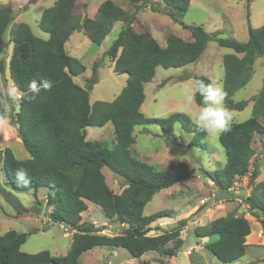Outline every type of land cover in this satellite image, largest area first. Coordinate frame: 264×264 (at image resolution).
<instances>
[{"label":"trees","instance_id":"trees-1","mask_svg":"<svg viewBox=\"0 0 264 264\" xmlns=\"http://www.w3.org/2000/svg\"><path fill=\"white\" fill-rule=\"evenodd\" d=\"M77 1L56 0L43 12L39 27L49 35L48 39L34 35L25 23L14 24L13 10L0 6V93L4 90L2 76L8 68L11 80L21 93V103L13 104V108L18 109L19 137L29 154L28 159L22 160L10 148L0 149V167L17 191L47 190L48 205L52 207L51 221L65 223L75 232L69 252L65 256H53L47 250L36 254L22 252L28 234L8 231L0 235V264H79L84 253L97 247L123 248L135 259L149 252L173 257L186 246L181 232L187 227L188 219L179 221L171 231L151 236L153 223L163 218H175L176 213L161 210L147 216L144 211L161 191L194 179L195 171L185 163L156 169L134 157L131 149L136 143V127L146 125H158L163 135L174 138L175 126L179 124L192 135L191 147L202 145L208 133L197 131L187 114L149 118L141 108L146 100L145 86L154 79L157 68H183L196 63L213 37L201 26L185 25L191 32V40L169 34L166 46L143 51L130 45L129 36L138 20V12L146 8L149 0H127L131 4H141L134 14L107 0L100 5L94 19L76 16ZM161 1L180 16L188 12L192 2ZM151 9L161 11L159 5L153 3ZM118 22H123L124 26L105 55L114 62L115 73L127 75L126 86L112 102L97 101L91 105L90 90L75 82V78L86 71V66L68 54L66 44L78 31L92 43L102 45ZM8 32L13 45L9 64L4 57ZM248 36L244 43L234 39L216 40L220 47L234 51L223 58V88L228 93L225 104L230 110L242 111L250 103L249 100L235 103L233 96L248 85L256 60L264 56V24L259 28L249 25ZM99 67L100 62H94L93 82ZM34 79L50 80L54 86L50 91L42 90L35 100L23 99L29 95L28 85ZM197 80L213 84L204 76ZM194 97L200 107L198 90ZM251 101L254 103L252 117L232 124L229 131L219 136L225 149V165L206 173L224 194L231 192L238 177L250 176L253 180L259 177V168L256 167L253 174L250 168L256 155L252 141L256 135H264V124L260 121L264 117V86ZM7 107L0 106V122L8 118ZM108 123L114 128V150L99 141L87 140L88 127H104ZM19 167L28 169L31 175L27 187L15 182L14 173ZM104 168L124 180L125 189L121 194H115L108 186ZM88 202L99 206L108 219H115L121 232L109 236L102 234V228L95 224L82 222ZM246 203L250 214L264 226V181L254 184ZM251 233V223L246 217L226 216L194 228L192 236L197 241L209 239L205 249L222 264H231L246 255L247 237Z\"/></svg>","mask_w":264,"mask_h":264},{"label":"rangeland","instance_id":"rangeland-1","mask_svg":"<svg viewBox=\"0 0 264 264\" xmlns=\"http://www.w3.org/2000/svg\"><path fill=\"white\" fill-rule=\"evenodd\" d=\"M55 1L0 0V6L13 10L16 17L14 24L25 23L31 27L34 35L48 39L49 35L42 31L39 22L43 12ZM105 1L107 0H78L74 13L82 19H94L100 5ZM111 1L129 14L136 13L141 5L131 4L127 0ZM152 3L159 5L161 11L152 10ZM145 6L146 8L138 12V20L129 36L130 45L137 49L142 48L145 51L155 46L164 47L169 34L191 40V32L185 25L201 26L213 37L199 61L183 68L159 67L154 79L145 86L146 100L141 111L146 117L158 119L167 118L174 113H185L194 121L200 107L195 101L189 104L186 98L197 92L198 77H207L213 84L223 86V58L234 53L232 49L220 47L216 42L217 38L246 42L249 37L248 26L259 28L264 24V0H192L184 16L165 7L161 0H149ZM123 26V22H118L102 45L92 43L83 33L76 34L66 44L68 54L86 66V71L75 82L90 90L91 105L97 101L112 102L126 86L127 75L115 73L114 62L105 55ZM9 37L8 32L4 43L7 64L12 56L13 46ZM96 61L100 62V67L93 82V64ZM9 84L14 82L6 70L2 76V86L5 89ZM263 86L264 56H261L255 62L251 81L233 96L235 103L243 100H249L250 103L242 111L228 109L233 117L231 125L252 117L254 103L251 100L261 92ZM19 95L21 97L20 92ZM7 112L8 118L0 122V149L10 148L18 159H27L29 154L19 137L16 116L18 109L9 104ZM260 121L264 124V117ZM134 136L136 143L131 152L139 160L159 170L185 163L195 171L194 179L161 191L144 211L147 216L161 210H173L176 213L175 218H163L153 223L149 233L151 236L171 231L179 221L188 219L187 227L181 232L182 239L187 241L186 246L173 257L149 252L140 259L132 258L123 248L97 247L84 253L79 264H222L205 249L209 239L197 241L192 232L196 227H204L211 221L226 216H244L251 223L252 233L247 244L248 249L239 264L264 262V226L250 214L246 203L254 184L264 181L263 134L256 135L252 141L256 155L250 169L253 174L258 167L259 177L255 180L250 176L238 177L229 194L221 193L206 174L222 168L226 163L225 149L219 141L220 134L208 133L202 145L194 147L190 146L192 135L186 133L179 124L175 126L174 138L163 135L158 125L138 126ZM87 140L99 141L109 150H114L113 125L108 123L104 127H88ZM103 174L110 189L115 194H121L125 189L124 180L108 168L103 169ZM47 195L48 191L44 189L37 192L15 190L0 167V235L11 230L28 234L27 241L21 248L24 253L36 254L47 250L53 256H65L71 248L75 232L65 223L51 221L49 214L52 207L48 205ZM82 222L95 224L102 228V234L109 236L121 232L118 222L108 219L104 211L91 202H88V210L82 213Z\"/></svg>","mask_w":264,"mask_h":264},{"label":"clouds","instance_id":"clouds-1","mask_svg":"<svg viewBox=\"0 0 264 264\" xmlns=\"http://www.w3.org/2000/svg\"><path fill=\"white\" fill-rule=\"evenodd\" d=\"M53 82L46 79L32 80L28 85V93L23 97L29 101L35 100L41 91H50L53 87ZM198 94L201 97L200 111L195 117L194 124L197 131L205 133L223 134L230 130L232 115L226 107L225 100L228 93L220 84H205L198 82ZM187 102L190 104L194 101V95L187 96ZM22 98L19 95V89L14 84H9L0 93V106L7 107L9 104L18 105ZM2 117V114H0ZM15 182L23 187H27L31 183V175L28 169L19 167L14 173Z\"/></svg>","mask_w":264,"mask_h":264},{"label":"crops","instance_id":"crops-1","mask_svg":"<svg viewBox=\"0 0 264 264\" xmlns=\"http://www.w3.org/2000/svg\"><path fill=\"white\" fill-rule=\"evenodd\" d=\"M55 3V2H54ZM53 6V5H52ZM78 33H82V32H75L73 35H72V37L70 38V40H69V42L71 41V39L76 35V34H78ZM13 47V46H12ZM8 64H9V62H8ZM7 70H8V68H7ZM8 74H9V70H8ZM77 78V77H76ZM75 78V79H76ZM120 94V93H119ZM5 121V120H4ZM28 159V158H27ZM249 237L250 236H248L247 237V243L246 244H248V242H249ZM248 249V248H247ZM240 262L238 261V262H236V263H234V264H239Z\"/></svg>","mask_w":264,"mask_h":264}]
</instances>
